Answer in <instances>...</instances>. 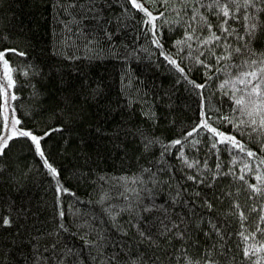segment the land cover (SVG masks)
I'll list each match as a JSON object with an SVG mask.
<instances>
[{
	"label": "snow or ice",
	"instance_id": "snow-or-ice-1",
	"mask_svg": "<svg viewBox=\"0 0 264 264\" xmlns=\"http://www.w3.org/2000/svg\"><path fill=\"white\" fill-rule=\"evenodd\" d=\"M53 8L50 51L60 59L47 106L17 103L16 73L42 69L15 65L11 57L28 52L0 33V264H264V0ZM104 54L122 65L116 109L140 105L142 117L111 130L96 121L120 157L111 170L99 167V151L94 159L83 150L85 109L100 83L64 71ZM145 59L171 77L167 91L137 75L133 64ZM173 89L185 92V115L156 132L157 101ZM17 142L23 155L10 151ZM69 152L84 163L66 169Z\"/></svg>",
	"mask_w": 264,
	"mask_h": 264
},
{
	"label": "trees",
	"instance_id": "trees-1",
	"mask_svg": "<svg viewBox=\"0 0 264 264\" xmlns=\"http://www.w3.org/2000/svg\"><path fill=\"white\" fill-rule=\"evenodd\" d=\"M119 11V9H117ZM55 11L53 8V0H0V33H8L12 37L9 41V46H16L23 51L28 52V57L19 55L12 56L13 63L20 67L27 66L32 61L42 69L40 76H33L26 79L21 73H16L18 81L17 91L22 94V99L18 100V104L27 108L30 104H43L45 106L54 102L53 93L56 91L54 74L50 68L56 59L51 53V41L53 39V28ZM131 38V32H129ZM138 76H143L151 86L162 88L167 91L171 87V77L168 76L163 69H155L150 66L148 59L134 62ZM59 67V65L57 66ZM121 63L113 56L95 55L93 58H81L76 61H69L64 67L65 72H71L73 78H84L92 87L97 82L100 83L102 91L98 99L94 100L85 109L84 125L87 130L86 142L83 150L91 153L95 159L97 151L101 153L99 167L111 170L113 164L119 163V154L106 145L107 136H97L95 128L99 125H104L108 130L118 125L121 120H129L130 122H140L142 120L139 111L140 105H136V109L132 114L128 113L127 109L117 110L119 92V76L121 74ZM33 85L39 93H44L42 96H31ZM139 87V85H137ZM157 96L160 92L156 93ZM112 105V111L106 112L108 104ZM188 104L185 99L183 89H173L172 95L169 98L161 97L157 101L155 111L158 116V127L156 132H163L168 127V123L172 119L182 118L185 113L184 107ZM59 133H57V136ZM49 143L55 144L56 141ZM79 141H77V144ZM14 154L23 155L27 152V146H21L19 142L10 150ZM55 149L54 153L55 154ZM31 161V156L24 157ZM66 169H72L74 166L79 167L84 163L83 158L78 155H73L69 152L65 157L60 158ZM93 166H96L95 164ZM36 184V189H40V176L33 174ZM2 179V178H0ZM75 185L76 181L73 180ZM39 196L41 193L36 191ZM81 194H84L81 192Z\"/></svg>",
	"mask_w": 264,
	"mask_h": 264
}]
</instances>
